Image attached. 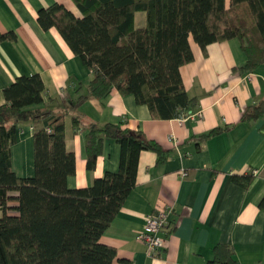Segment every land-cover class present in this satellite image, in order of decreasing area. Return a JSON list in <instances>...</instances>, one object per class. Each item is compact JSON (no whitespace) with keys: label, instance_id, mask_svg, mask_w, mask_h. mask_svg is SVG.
Segmentation results:
<instances>
[{"label":"trees","instance_id":"obj_1","mask_svg":"<svg viewBox=\"0 0 264 264\" xmlns=\"http://www.w3.org/2000/svg\"><path fill=\"white\" fill-rule=\"evenodd\" d=\"M81 15L54 2L37 10L43 29L54 27L73 53L92 71L85 92L103 99L112 88L146 104L153 118L189 115L196 104L189 97L179 67L193 59L190 37L204 53L207 45L236 37L245 53L241 72L264 64V0H74ZM136 11L145 24L136 26ZM15 33L0 32V39ZM80 89V86L77 88ZM0 104V264H111L113 246L99 238L136 183L139 153H156L162 163L169 151L141 130L120 120L88 124L84 134L86 167L92 169L105 139L120 145L117 170H107L88 186L70 188L75 154L65 147L62 110L42 108L44 83L39 73L17 76L3 88ZM264 112L259 102L244 109L240 120ZM33 124L34 174L18 176L11 167L10 146L19 123ZM74 125L79 120L72 116ZM36 125V126H34ZM225 128H229L226 126ZM222 130L216 127L200 141ZM255 176L232 173L241 186ZM18 191V213H7L8 191ZM264 205V197L260 200ZM206 264H236L232 244L216 243Z\"/></svg>","mask_w":264,"mask_h":264},{"label":"crops","instance_id":"obj_2","mask_svg":"<svg viewBox=\"0 0 264 264\" xmlns=\"http://www.w3.org/2000/svg\"><path fill=\"white\" fill-rule=\"evenodd\" d=\"M54 2L81 15L74 0H0V32L15 33L13 39H0V104L3 88L17 76L39 73L44 83L40 106L65 112V147L75 154L70 188L88 186L105 171L118 169L120 145L112 138L105 139L95 166L86 167L88 124L120 120L169 151L162 163L154 151H140L136 183L99 238L116 250L111 264H206L216 243L233 245L236 264H264V112L240 120L244 109L264 104V64L241 72L246 56L236 37L209 43L206 53L190 37L193 59L179 67L188 96L196 98L189 115L153 118L146 104L116 88L103 99L88 94L75 105L93 74L56 28L43 29L37 22V10ZM216 127L222 130L197 147V137ZM33 128L30 121L20 122L9 148L18 176L34 174ZM251 170L255 176L246 187L232 178ZM8 195L6 211L16 214L18 191ZM162 204L173 207L162 230L166 246L151 254L137 235L146 214Z\"/></svg>","mask_w":264,"mask_h":264},{"label":"built area","instance_id":"obj_3","mask_svg":"<svg viewBox=\"0 0 264 264\" xmlns=\"http://www.w3.org/2000/svg\"><path fill=\"white\" fill-rule=\"evenodd\" d=\"M197 114L200 115L199 112ZM172 210V205L162 204L155 206L152 212L146 214L143 228L137 238L145 245L149 253L156 254L159 249L166 246V237L162 230L168 224Z\"/></svg>","mask_w":264,"mask_h":264},{"label":"rangeland","instance_id":"obj_4","mask_svg":"<svg viewBox=\"0 0 264 264\" xmlns=\"http://www.w3.org/2000/svg\"><path fill=\"white\" fill-rule=\"evenodd\" d=\"M134 23L136 26H140L145 23L144 11H137L136 15L134 16Z\"/></svg>","mask_w":264,"mask_h":264}]
</instances>
